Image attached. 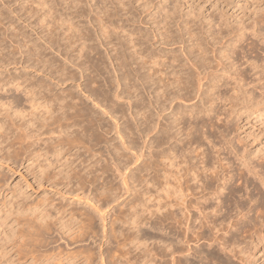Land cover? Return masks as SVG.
<instances>
[{"label": "bare ground", "instance_id": "6f19581e", "mask_svg": "<svg viewBox=\"0 0 264 264\" xmlns=\"http://www.w3.org/2000/svg\"><path fill=\"white\" fill-rule=\"evenodd\" d=\"M99 1L100 5L95 0H59L58 4H54V0L49 1L52 4L46 5L47 10H44L45 13L42 14L41 19L45 26L50 28L49 34H52L51 30L58 25L62 28L60 30L63 31V35L65 34L63 42L65 47L73 46L80 54L82 52L80 56L77 55L82 57V63H75L80 72L85 67L83 62L91 60L90 63H92L93 61L89 59L91 57L87 53L90 49L93 56L95 55L94 60L97 65L94 64L95 62L92 64L98 69L92 67L97 69L96 72L102 69L98 62L103 63L107 60L112 62L116 65L113 68L115 73L120 71V78L119 73L115 75L117 78L114 77L117 79V85L121 84L125 87L124 84H126L135 93L131 92L134 95L131 110L138 105L136 113L140 115L138 120L140 122L139 124L137 122L139 126L137 129L142 140L141 148H138L139 153L134 154L137 160L141 158L140 169L138 168L140 187L136 189L139 188V192L137 191L139 199L133 195L137 198L136 203V199L132 196L135 200H131V204L133 201L134 205L129 206V211L120 215V221L119 218H112L109 223L110 237L114 236L122 240L124 244L122 243L121 246L124 248L129 246L125 254L113 256L115 259L111 258L110 262L112 264H235L234 262L254 264L257 261L255 253L257 244L260 240H264L262 233L264 230V152L256 151L253 154L248 149V144L242 143L243 140L237 131L242 128L240 122L244 118L249 120L253 116L252 119L260 121L264 119V99L252 93V89L251 91L247 90L248 88L244 89L243 84L246 85L249 81H245V75L235 66L233 55L238 52L240 55L242 53L241 58L246 57L244 62L248 63L252 70L258 62L254 56L250 59V56H246V51H243L242 42L245 40L246 29L238 28L234 33H230L233 34L232 37L224 41L221 35L225 30L209 28L198 31V29L195 30L196 28L193 29V26L190 28L187 22L186 24L184 22V25H177L175 29H172V26H160L156 27V30L149 29L142 32L139 28H134L137 21L134 19L135 9L134 6L132 7L131 0ZM45 2L46 0H40L38 3L41 4L38 5L44 4L45 7ZM142 2L144 7L150 4V0ZM56 4L59 7L55 9L59 11V19L52 17V9L56 7ZM156 4L160 5L158 10H162L165 18L170 17V6L169 8L162 6L160 0ZM157 6L154 5V7ZM173 8H175L174 5ZM137 11L139 10L136 9ZM161 17L163 19V16ZM171 17L169 20L173 19ZM78 18L82 21H78ZM73 19L77 21L74 22L76 25L72 22ZM85 22L89 23L91 28H86ZM78 24H81V27ZM72 32L74 35L71 34ZM248 33L252 35L253 41L258 36L264 37V32L258 29ZM52 37L44 39L49 47L54 44L61 45ZM176 44H178L176 48L172 47ZM256 45L255 43L253 46L257 47ZM99 47H103L104 52L100 51ZM107 47L111 49L110 53ZM235 48L238 52H235ZM39 61L38 64H40ZM43 61L42 65H37V61L31 65L36 70L42 71L47 80L56 79V84L72 81L77 75L68 70L64 71L65 69L63 71L61 69L62 72L57 74L50 68L52 63L49 67L45 60ZM70 61L73 62L71 58ZM109 78L106 74V79ZM33 80L30 77L0 80V90H4V87L8 85L13 87V90L20 89L19 92H23L24 102L29 108V112L26 113L25 111L28 110L24 108L26 106L23 107L19 95H0V165H3L2 162L18 167L22 165L26 172L30 173L33 184L44 188L43 196L31 203L19 199L22 195H24L22 197H30L28 194V196L25 195L26 193L20 192L18 199L14 200V196L12 202L6 200V195L3 196V202H0V264H92L90 254L84 252L75 253L74 250L68 251L70 253L63 252L64 249L59 250L57 246L49 250L48 232L51 231L52 226L55 227V232L66 237L75 233L86 234L88 229L91 230L93 216L87 212L79 210L77 212L74 209L75 206L55 204L56 201L49 198L52 195L48 197L49 193L46 189L49 187V191H55L63 196L65 193L71 195L75 193L74 190L83 189V186L89 184L94 185L91 189L94 187L95 196L98 195L101 198L100 206H103V202L109 203L116 200L112 186L108 188L109 185L101 183L100 187L95 188L97 184H94L97 183L96 180H101L105 172V168L99 163L100 160L94 158L96 153L89 151L96 145L92 141V135L96 129L94 126L99 127L96 122L98 120H95L97 118H94L93 111H90L92 108L84 107L85 105L82 107L78 104L80 101L77 103V98L75 99L72 92L66 90L65 92L62 89L63 92L60 89L62 92L60 95L59 92L58 95L52 94L51 91L49 92L51 88L46 89L49 85L46 80ZM109 81L112 82L110 79ZM123 81H128V84ZM35 87L38 88L35 90ZM9 90L4 91L8 93ZM89 91L90 98L93 91ZM96 95H93V98ZM99 98L101 102L106 100V98L102 99L101 95L96 102ZM111 98L114 99V97ZM39 100L42 101L39 102ZM77 100H80L79 96ZM48 103H56L57 107L55 106L54 109L51 105L48 106ZM166 111H169V116L164 114ZM120 118L124 120V115ZM129 130H126L127 134ZM84 137L88 139V145L85 143L87 146L81 141ZM80 141L82 145L84 144L83 146L80 144V148L85 146V152H87L86 149L89 147L90 155L84 160L80 157L79 163L76 164L80 154L76 158L69 159L71 154L68 153L71 149L77 150L75 145ZM92 143L95 145L93 146ZM98 153L97 157H99ZM96 164L100 165H97L98 169ZM120 174L121 183L127 191L129 188L126 181L127 174L123 172ZM33 184L28 182L26 187L32 188ZM242 189L243 194L240 192ZM11 191L13 192V189ZM84 200L88 202V197L86 196ZM97 206H95L96 213L102 222L106 223L104 206L102 209ZM118 222L122 224L123 229L120 225L116 226ZM113 225H115L114 228L117 227V232L112 228ZM102 226L104 228V225ZM103 232V235L106 234L105 230ZM204 244L207 247L206 251L202 249ZM130 246L137 250H134L137 252L134 260L129 254Z\"/></svg>", "mask_w": 264, "mask_h": 264}, {"label": "rangeland", "instance_id": "374dc122", "mask_svg": "<svg viewBox=\"0 0 264 264\" xmlns=\"http://www.w3.org/2000/svg\"><path fill=\"white\" fill-rule=\"evenodd\" d=\"M49 1H53V0H46V2H45L46 4H45V7H44V4L40 5V6L38 5V4H41V3H38V2H40V0H37V1L36 0H0V80H4V79L6 80V79H8V78L10 79L12 77H21V78H23V77L29 78L30 77L31 80L32 79H34V80L43 79V80L47 81L46 82L47 84H49L48 88L46 87V89L47 90L49 88L52 89V90L49 89V92L51 91L50 93H52V94L53 93H57V95H58V92H59V95H60V93H62L61 91H63V90L64 91L65 90L66 91H70V92L73 93V95H75V99L76 98L78 99V96L80 97V100L76 99L77 103L80 101L78 103L79 105H81L82 107L85 105L84 107H87V108L89 107V109L92 108L90 111H93L92 112L93 116L95 115L94 118H97L95 120H98L96 122H98L99 127L98 126H94V129L95 128L96 129L93 131V133L95 135H97V136H95L93 134L94 135V137H93V135H92V141H93V143L95 142V144H96V145L94 144L95 147H92V149L94 151L90 150L89 147H88V149H89V151H91L90 153H94V154L96 153L94 158H96L97 160H100L99 161L100 165L102 164L101 166H103L105 168V172H104L105 174L104 173L102 174L103 176H102L101 180L98 179V180H96L97 183L96 182L94 183V184H97V186L95 188L100 187L101 183L103 185L105 184L106 186L109 185L108 188H111V186H112V190L114 191L116 196H117V194H119L120 197L117 196L118 197L117 198L115 196L116 200H113L112 202H109V203H104L103 202V206H104L103 207V206H100L101 203H102V200H100L101 198L98 195L95 196V194H94V187H92L93 189H91V186H94V185L90 186L89 184H86V186H83L84 187L83 189L74 190L75 193L73 192V194H71V195H70V193L69 194L65 193L63 196H61V194L55 193V191L54 192L53 191H49L50 189L48 187V189H46L47 192L49 193L48 197H49V195L50 196L52 195V197H49V198L54 199L56 201V202L53 201L55 204H58V205L59 204L60 205H63V204L64 205H70V207H74L75 206L74 209H76L77 212H79V211L82 212L83 211V212H87L88 214L93 216L92 217L93 219L91 221V226H92L91 230L88 229L86 231V234L83 232L84 235L82 233H80L78 235L75 233V234H72L70 237H68V236L66 237L63 234H62L63 235L62 236L61 233L55 232V227L52 226L54 229H52V227H51L50 228L51 231L48 232V241L50 242L49 250H51L50 248L53 247V249H54V247L57 246L59 250L64 249L63 252H68V251L73 252V250H74L75 253L76 252L77 253L78 252H80V253L84 252V253L90 254V258L92 259V261H91L92 264H102V262L104 264H108V263L112 264L110 262L111 258L113 260V259H115V258H113V256H116V255H118V256L120 255L121 256V255L125 254L126 253V249L129 246H125V248H124L123 246H121V245L124 244L122 242V240H118V239L114 238V236L110 237L111 233H109V231H110V224L109 223L112 220V218L113 219L119 218V221H120L121 220L120 219L121 218L120 215L121 214H123V215L126 214V212L129 211V209H130L129 206H131V205L133 206L134 205L133 201H132V204H131V200H135L136 199L135 200V203H136L137 198L139 199V195L137 194L139 192V188H138V190H136V189H137L138 186L140 187V182L138 180V179H140V176H139L140 172H138V170L140 169L139 167H140V164H141L140 163L141 158H139V160H137L138 158L136 159V157L134 156L135 153H139L138 148H141L140 144H142V140L140 139L141 137H140V134H139V129H137V127H139L137 125L140 122V121H138V120H140V115H137V113H136L137 112L136 108H138V105L135 107L136 110L135 109L131 110V108H132V106H131L132 103L131 102L134 99L133 98L134 97L133 94H135V93H133V91L131 89H129L128 85L126 86V84H124L125 87H127L126 89L121 84L117 85V81H116L117 79H115V78H117L116 76H117V74L120 71L115 73V71L113 69L114 66H116L115 64H112V62L110 63V61H108L107 59H106L107 62L106 61L103 62L104 64L101 63V62H98V64L100 63V68L102 66V69L99 68L100 71L96 72V70L98 68L95 66V65H97L96 60H94L95 59L94 58L95 55L93 56V52L89 51L90 49L87 50V53L90 54L89 57H91V58H89V59H92L93 60L92 63L95 62L94 63L95 65L90 63L91 60L88 61V62H85V63L83 62V66L86 67V68L83 67V71L85 70L86 73H85V71H84V73H83V71L80 72V69L78 68L77 65H75V63H79V64L82 63V57H79L82 54V52L80 54V52H78V49L75 50L74 48H76V47H73V46L72 47H69V46L65 47L64 43H63L64 42V38H65V36H64L65 34L63 35V31L60 30L61 27H59V25L57 26V28L54 26L55 27L54 30H51V32H50L52 34H49L50 28L45 26L44 21H42V19H41L42 18L41 17L42 14L45 13V11L47 10L46 9L47 8L46 5L47 6H51V4H52V2H49ZM54 1H55L54 4L55 3H57V4L59 3V0H54ZM95 1L100 5V1L99 0H95ZM115 1H117V0H115ZM123 1H125V0H123ZM142 1H144V0H142ZM142 1L141 0H138V1L137 0H131V4L133 3L132 7L134 6L133 8L135 9V12H133L134 13V19H135V21H137V23L134 24V28L135 27L139 28L140 29L139 31H142V32L146 31V30H149V29L150 30L151 29H155L156 27L158 28L160 26H164V27L165 26H172V29H175L177 25H184V22H185V24L187 22L188 25L190 24V28H191V26H193L192 28L193 29L196 28L195 30L198 29V31L202 30V29H209V28L210 29H214V30H217L219 28L222 31L225 30L222 33V35H221V37H223L222 41H224L228 37H232L233 34H230V33H234L235 31L238 30V28L246 29L245 40H244V42H242L243 51H246V53H247L246 56L247 57L250 56V59H253V56H254L255 60L258 61L257 64H256V66L257 65L258 66H257V68L255 66L253 68V70H252V68L249 67L250 65L248 63L244 62L246 57L245 58H241L242 57V53L240 55V53L238 52L237 48H235V52H238V53H235V55H233L235 57V58L233 57L234 58V62H235V66H237L238 69H240L242 71V74L245 75V77H246L245 81H249L248 82L249 85H248V83L246 84V82L243 81L247 85L246 86V85L243 84L244 89L248 88L247 90H249V91H251V89H252V91H251L252 93L254 92L256 95H258L259 98H263L264 99V52H263V49H264V37H259L258 36L255 39V40H258V41L255 42V40L253 41V39L251 37L252 35L248 33V32H250L253 29H258V31L261 30V32H264V0H168L169 2H167V0H165L164 2H163V0H160V2L162 3V6H165L167 8H169V6H170V9H169L170 12L169 13H170V17L173 15V17H171V18H173V19H171L172 21L169 20L170 17H167L168 19L164 17L162 10H160V9L158 10V8H160V5L157 6V4H156L158 2V0H150V4L147 5L148 7L142 6V4L144 3ZM174 2H175V4H174ZM35 3L37 4V6H36ZM57 4H56V7H54V9H52V11H53V16L52 17H54L55 19H57V18L59 19V11H55V9H59V7H57ZM140 4H141V6H140ZM154 5L157 6V7H154ZM173 5H174V7L176 9L173 8ZM41 6H43V7H41ZM144 8H146V9H144ZM136 9L141 11V12L137 11L138 12L137 13ZM156 10H157V12H156ZM140 15H141V17H140ZM161 16H163V19L165 18L164 22H163V19H162ZM152 17H154L155 19L152 18ZM138 19H139V21H138ZM141 19L143 21L144 20L145 21L143 22ZM74 20L75 19L72 20L73 23L77 22L76 20L75 21ZM168 20L171 22V24H170V22ZM78 21H82V20H80L78 18ZM143 23H145V24H143ZM153 23H156L158 25L156 26ZM164 23H165V25H163ZM74 24L76 25V23H74ZM81 24H78V25L80 26ZM55 25H57V24H55ZM194 26H196V27H194ZM85 27L86 28H91L90 24L86 23V22H85ZM226 30H227V32H226ZM73 32L71 34H73ZM228 32H229V35H228ZM74 33H76V32H74ZM52 35H53V37H52ZM224 35H225V37H224ZM51 37H52V39L54 41L58 40V43L60 42L59 44H61V45L58 46V45L54 44L53 46H50L51 47L50 48L49 44L46 43L44 39H49V38L51 39ZM208 39H210V38L208 37ZM15 41H18V42H15ZM250 42H252V43H250ZM254 42L257 44L256 45L257 47L253 46V45H255ZM61 46H64V47H61ZM175 46H178V44H176V45H174L172 47L176 48ZM22 48H23V50H22ZM252 48H254L253 50H256V51L253 52ZM99 49H100V51L104 52V50H103L104 48L103 47H99ZM33 50H35V51H33ZM56 50L57 51L59 50V51L57 52ZM107 50L110 53L111 49H109V47H107ZM62 51H64V52H62ZM251 52H252V54L250 55ZM59 53H61V54H59ZM63 53L65 55H63ZM77 55H79V56H77ZM46 57H48V58H46ZM26 58H27V60H26ZM70 58H71V60H73V62L70 61ZM42 59L45 60V62L48 64V66H49V64L52 63V65H50L51 67L50 66L49 67L54 72H56L57 74H59L60 72H62L65 69L64 71L68 70V71L73 72L74 75H76V74L77 75L74 76V80L73 79H72V81L68 80V81H65V82L60 83V84H56V79H54V81L52 79H50V78L47 80L46 79L47 78L46 75H44V73L42 71L36 70L35 67L32 66L33 63L36 62V61H37V65H42L41 63L44 62ZM39 60L42 61V62H40ZM38 61H39L40 64H38ZM71 63L73 64V66H72ZM64 64H65L66 67L64 66ZM28 65H29V67H28ZM62 65L64 66V68H63ZM92 66L96 67L97 69L93 68ZM109 67L110 68L112 67L111 68L112 70ZM61 69H62V71H61ZM94 69H95V71H94ZM89 73H91V74H89ZM106 74L109 75V77H110L109 79L112 81L111 83H110L109 79H106ZM111 76H113V77H111ZM118 76L120 78V73L118 74ZM77 78H79V79H77ZM105 80H107V81H105ZM96 81H98V82H96ZM121 81H122V79H121ZM93 82H94V84H93ZM123 82L127 83L128 81H123ZM250 83L251 84L253 83V84L251 85ZM78 87H80V88H78ZM4 88L5 89H10V90L8 91V93L6 92L7 94L4 91L5 89L4 90H0V95L1 96L2 95H6V96L7 95H19L21 97V100H22L21 102H22L23 107L27 105L24 102L25 99L23 97V92L22 93L19 92L20 89L13 90V87L11 88V86H9V85L5 86ZM36 88H38V87H35V90H36ZM91 88H93V89H91ZM221 88L223 89V87H221ZM60 89H61V91H60ZM88 91L93 93L92 96L90 97L91 99L89 98ZM129 91H130V95H129ZM95 93H97V95ZM127 93H128L129 98L131 97L130 99L128 98ZM255 94H253V95L256 96ZM93 95H96L97 98H96V96H94V98H93ZM101 95L103 97L102 99H105V98H106V100L109 99V100H107V103H105L106 100H104V101L102 100V102H101V99H100L101 97L99 98V101L96 102L98 100V96H101ZM115 96H117V97L115 98ZM51 97H49V98H51ZM111 97H114V99L111 98ZM126 98H127V101H126ZM93 100H94V102H92ZM112 100H113V102H112ZM41 101L42 100H39V102H41ZM100 102H101L102 106L100 105ZM179 102H181V101H179ZM190 102H192V101H190ZM182 103H184V102H182ZM136 104H137V102L135 103V105ZM186 104H189V102H187ZM47 105L48 106L51 105V107L54 108V109L57 107L56 103H52V104L48 103ZM24 108L26 110H28V111H25L26 113L29 112L28 106H26ZM111 109L114 112L111 111ZM168 112L169 111H166L164 114L169 116ZM122 115H124V120L122 118H120ZM251 117L253 118V116H251ZM252 118H249V120H244L245 119L244 118L243 121L240 122V126H242V128L240 130H238L237 132L240 134V137L243 140L242 143L248 144V146H247L248 149L254 154V153H256V151L264 152V148H263V146H264V119H262L260 121L259 119H252ZM137 122H138V124H137ZM100 124L102 125V127H101ZM114 127H116L115 129L118 132H116V130H114ZM101 130H102V132H101ZM126 130L127 131L129 130L128 134H127ZM98 132H100V133H98ZM124 135H125V137H124ZM257 135H258V137H257ZM127 137H129V138H127ZM85 138H87V137H84L81 141H83L82 143H84V144L87 143V145H88V141H87L88 139L86 140ZM97 139H99L100 141L99 140L97 141ZM120 139H122V140H120ZM84 140L87 141V142H85ZM81 141L76 144L77 146L75 145V147H77V150H76V148H74V150L71 149V152L73 151L74 153H71V152L68 153L69 155L70 154L72 155V156L70 155V157H68L69 159L76 158V156L77 155L79 156V154H80L79 158L75 162L76 164L79 163L80 157H81V159L84 160V159H86V157L88 158L89 155H90L88 149H86L87 152H85V146L80 148V146L82 145ZM123 142H124V144H123ZM93 143H92V145H93ZM131 143H132V145H131ZM129 144H130V147H128ZM125 145L128 148H126ZM109 146H110V148H109ZM123 147H124V149H123ZM111 148H113V149L111 150ZM125 148H126V150H125ZM129 148H130V151H129ZM79 149H80V152H79ZM82 149H84V150H82ZM118 150H120V151H118ZM76 151H78V153H76ZM81 151L83 153H81ZM95 151H97V152H95ZM114 152L115 153L117 152V153L115 154ZM97 153H98L99 157H97ZM73 154H74V156H73ZM121 157H122V159H121ZM103 158H104V161H103ZM131 162H133V163L131 164ZM105 163H106V166H105ZM124 163H125V165H124ZM2 164L3 165H0V180L2 182V183L0 182V185L3 184V183H6L7 185L3 184L1 186L2 188L0 187V202L2 201V199L4 200L3 196H5V195L7 197L6 200H10V202H12V201L16 200V198L18 199V195H20L19 194L20 192H22V194L26 193L25 195L28 194L30 196V197H26L25 196L26 199H24L25 197H22L24 195L19 197V199H22V201L25 200L23 202H26V203H31L32 201L36 202L40 197L43 196L44 188L43 187H38L36 184H33L30 173L28 171H27L28 172L27 173L25 168L22 167V165H20L18 167L17 165H12V164L9 165L8 163H3V162H2ZM5 165H7V166H5ZM97 165L100 166L99 164H96V169L99 168V167H97ZM126 165L127 166L129 165V166L125 168L124 166H126ZM7 167H10V168H7ZM114 168H115V170H114ZM106 171H107V173H106ZM117 171H120V172H117ZM96 172H99V171H96ZM121 172H123L124 174H127L126 175V181H127L128 185H129L128 187L131 189V190H129V188H128L129 192H127L128 190L126 191V189L123 187V185L121 183V180H122L121 179L122 176L120 174ZM94 174H95V172H94ZM116 174H118V175H116ZM133 177H134V179H133ZM131 178H132V180H131ZM102 181H104L105 183H103ZM28 182L33 184L32 188L26 187ZM130 184L133 185V186H131ZM115 186L118 187V188H116ZM134 186H136V187L134 188ZM122 187L125 190L122 189ZM132 188H134V189H132ZM12 189H13L14 193L11 191ZM16 190L19 191V192H17ZM240 192L243 194V189ZM133 195L134 196L136 195L137 198H135ZM86 196L88 197V202L86 200H84V198ZM132 196L135 199L132 198ZM13 197H14V200H13ZM92 197L94 198V200H93ZM243 198H244V196L242 197V199ZM91 202H93V203H91ZM104 204H106V205H104ZM92 206H94V207H92ZM95 206H97L98 208H101V209L103 207V209H104L103 211H105V213H106V216H105V222L106 223L102 222L100 216L98 215V213H96L97 211L95 209ZM126 206H128V207H126ZM121 210H122V212H121ZM94 213H96V214H94ZM112 214H114V215H112ZM85 222L86 223L88 222L87 219H86ZM102 225H104V228H103ZM119 225H120V228L123 229V227L121 226L122 224H119V222H118L116 224V226L119 227ZM114 226L115 225H113L112 228L115 229L116 232H117V229H116L117 227L114 228ZM103 230H105V233H106L104 235H103V233H104ZM52 231H53V233H52ZM262 233L264 235V230H263ZM59 235L62 237L61 239H60ZM115 235H117V234H115ZM102 236H104V237H102ZM51 240H53V241H51ZM52 242H53V244H52ZM119 244H120V246H119ZM130 249L131 250H130L129 254L131 256V259H133V258L136 259L137 252H135V251H137V250H135L134 247L132 248V246H130ZM202 249L204 251L207 250V247H206L205 244L203 245ZM85 250H86V252H85ZM114 250H115V252H114ZM68 253H70V252H68ZM133 253H134L135 257L133 255ZM255 253H256V260L257 261L254 264H264V240L263 239L259 241V244H257ZM132 255H133V257H132ZM101 256H102V258H101ZM232 261H234V260H232ZM234 263L237 264L236 262H234Z\"/></svg>", "mask_w": 264, "mask_h": 264}]
</instances>
